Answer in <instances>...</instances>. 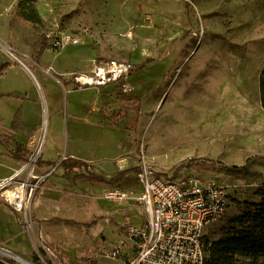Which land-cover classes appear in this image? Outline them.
Returning a JSON list of instances; mask_svg holds the SVG:
<instances>
[{"label": "rangeland", "instance_id": "obj_1", "mask_svg": "<svg viewBox=\"0 0 264 264\" xmlns=\"http://www.w3.org/2000/svg\"><path fill=\"white\" fill-rule=\"evenodd\" d=\"M22 1L18 7L19 0H0V39L7 48L0 46V67L9 65L0 79V184L16 175L11 187L0 189L1 250L31 264H122L108 254L121 245L129 251L127 225L147 223L145 206L107 201L103 188L119 185L77 180L78 173L60 167L72 148L84 152L92 174L109 180L130 171L120 186L132 185L137 194L143 191L141 159L176 181L199 178L224 188L229 210L207 228L211 243L232 233L245 203L263 202L264 0ZM69 34L81 43L48 50V36ZM44 52L42 63L59 73H90L95 61L131 63L133 90L63 87L36 67ZM85 111L87 120L79 118ZM38 148V161L51 158L52 168L59 166L52 177L44 179L48 170L38 164L34 169ZM205 163L216 168L197 173L194 167ZM33 170L40 180L31 178ZM20 187L36 232L25 227V211L3 197ZM57 187L60 193L53 192ZM235 264H264V258L239 255Z\"/></svg>", "mask_w": 264, "mask_h": 264}, {"label": "built area", "instance_id": "obj_2", "mask_svg": "<svg viewBox=\"0 0 264 264\" xmlns=\"http://www.w3.org/2000/svg\"><path fill=\"white\" fill-rule=\"evenodd\" d=\"M48 39V47L56 51L81 43V37L75 34L59 39L48 36ZM8 52L24 68L29 69L14 49L9 47ZM134 71L135 66L131 63L109 60L95 61L90 73H58L53 67L44 73L64 87L74 84L78 89L101 90L113 86L116 91L127 95L133 90L129 80ZM41 150L38 148L34 156V169L38 164L36 156L41 154ZM141 160L137 175L143 186L140 194L131 186L105 188L102 192L105 200L116 204H142L147 214V223L142 227L127 226L128 239L132 244L129 251L125 252V245L116 246L108 256L123 260L122 264H209L211 242L206 239V230L227 215L230 205L228 192L199 178L188 177L176 181L172 177H165L144 159ZM57 167L43 178L52 177ZM14 177L3 180L2 189L11 187L15 182ZM31 178L34 181L41 179L35 170ZM15 210L23 213L26 209L21 212L15 207ZM24 221L29 231L36 232L39 229L26 211Z\"/></svg>", "mask_w": 264, "mask_h": 264}, {"label": "trees", "instance_id": "obj_3", "mask_svg": "<svg viewBox=\"0 0 264 264\" xmlns=\"http://www.w3.org/2000/svg\"><path fill=\"white\" fill-rule=\"evenodd\" d=\"M23 1L19 0L20 7ZM27 22L36 23L34 18L28 16ZM41 23V19L38 18ZM48 50H51L49 48ZM47 51V50H46ZM152 60L148 59L147 63ZM143 65L141 69H144ZM9 65L0 67V79L7 74ZM259 93L261 106L264 110V70L261 72L259 79ZM133 123H137L138 119H134ZM22 147L18 149L19 156ZM42 164L38 161V166ZM54 162L43 163L42 165L52 167L55 166ZM69 173H78L77 180H91L100 181L104 183L122 185L130 171H122L115 175L112 179H106L99 175L91 174L89 172V165L74 159H68L60 164ZM216 165L211 163L198 164L194 167L197 173H203L215 169ZM139 173V172H138ZM263 197V202L259 204L245 203L246 211L244 214L232 221L234 225L232 233L226 238L211 243V258L209 264H235L236 257L239 255L248 256L252 258H264V190L259 193ZM11 209L9 206H7ZM12 210V209H11ZM0 264H11L7 261L0 259Z\"/></svg>", "mask_w": 264, "mask_h": 264}, {"label": "crops", "instance_id": "obj_4", "mask_svg": "<svg viewBox=\"0 0 264 264\" xmlns=\"http://www.w3.org/2000/svg\"><path fill=\"white\" fill-rule=\"evenodd\" d=\"M44 55H45V52L41 55V57H40V61H39V63L38 64H36V67H38L41 71H42V74H44L46 77H49V78H51V79H53V80H55L54 78H52V77H50V76H47L45 73H44V71L45 70H47L49 67H53L55 70H56V68H55V65L53 64V63H49V64H44V63H42L43 61H42V59H43V57H44ZM60 55V54H59ZM56 59H59V57L57 58L56 57ZM106 59V58H105ZM57 71V70H56ZM58 72V71H57ZM78 72H80L79 70H78ZM78 72H76V73H78ZM59 73V72H58ZM38 82V81H37ZM64 87V86H63ZM65 89V88H64ZM68 92H70V91H68ZM3 96H8V95H3ZM2 97V95H0V98ZM27 101V100H26ZM23 104L25 105L26 104V102H23ZM15 115H16V111H15V113L12 115V120H11V122L13 123V121H14V119H15ZM84 116V117H83ZM76 117H78V116H76ZM79 118H84L85 120H87V111H85V113H84V115H80L79 116ZM22 124L25 126V127H27V124L25 123V110L23 109V117H22ZM72 120H76V118H74V119H72ZM0 121H5L4 119H2L1 117H0ZM10 122V125H12V123ZM40 131V129L38 130V131H35L36 132V134L38 133ZM43 142H44V136H43ZM43 147V146H42ZM83 153L84 152H82V150L81 149H76V148H72V153H69V155H65L66 157L65 158H67V160L68 159H74V160H79V161H82V162H84V163H86V164H88L89 165V172L91 173L92 172V163H90V162H88L87 161V157H86V155H83ZM66 160V161H67ZM41 162H42V164L43 163H47V162H54L55 163V160L54 159H51V158H41V160H40ZM40 165L39 167H41L42 169H47L48 170V172L50 171V169L52 168V167H48V166H44V165ZM47 172V173H48ZM92 174V173H91ZM118 174V172L117 173H115L114 175H117ZM87 181V179L86 180H84V182H86ZM79 182H81V181H79ZM59 184V183H58ZM60 185V184H59ZM131 185V184H130ZM116 186V185H115ZM123 186H126V185H123ZM132 186V185H131ZM59 187V186H58ZM56 188V189H54V193H60L61 191V189H59V188ZM105 188H108V186L107 187H104L103 188V190L105 189ZM87 195V194H86ZM7 211H9V213L10 214H12L13 215V211L11 210V209H9L8 208V210ZM128 226V225H127Z\"/></svg>", "mask_w": 264, "mask_h": 264}, {"label": "bare ground", "instance_id": "obj_5", "mask_svg": "<svg viewBox=\"0 0 264 264\" xmlns=\"http://www.w3.org/2000/svg\"><path fill=\"white\" fill-rule=\"evenodd\" d=\"M0 46H2L4 49L7 50V48L5 47V43L1 39H0ZM3 186H4L3 184H0V189H2ZM3 197L9 203L14 205L17 210H19L21 212L28 208L29 204H28L27 198H25V191H24L23 187L5 191L3 194ZM0 254L4 255L10 259H13L17 262H20L22 264H31L30 262L26 261L25 259L20 258V257L12 254L10 252H6V251L1 250V249H0Z\"/></svg>", "mask_w": 264, "mask_h": 264}]
</instances>
